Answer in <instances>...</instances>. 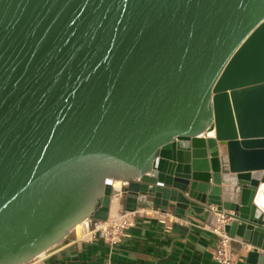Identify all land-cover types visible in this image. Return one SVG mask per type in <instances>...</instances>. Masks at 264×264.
<instances>
[{"label":"water","instance_id":"water-1","mask_svg":"<svg viewBox=\"0 0 264 264\" xmlns=\"http://www.w3.org/2000/svg\"><path fill=\"white\" fill-rule=\"evenodd\" d=\"M119 194L215 206L264 264V0H0V264Z\"/></svg>","mask_w":264,"mask_h":264},{"label":"crops","instance_id":"crops-1","mask_svg":"<svg viewBox=\"0 0 264 264\" xmlns=\"http://www.w3.org/2000/svg\"><path fill=\"white\" fill-rule=\"evenodd\" d=\"M142 208L146 207L140 205L137 209ZM146 213L147 216L137 217L135 226L115 245L102 238L89 241L71 236L61 247L50 249L33 264H218L213 259L217 237L199 227L202 219L189 213L188 219L193 224L188 225L155 217L150 210ZM174 223L186 230H174ZM231 244L237 252L238 264H249L247 254L253 247L239 237L233 238Z\"/></svg>","mask_w":264,"mask_h":264},{"label":"built area","instance_id":"built-area-1","mask_svg":"<svg viewBox=\"0 0 264 264\" xmlns=\"http://www.w3.org/2000/svg\"><path fill=\"white\" fill-rule=\"evenodd\" d=\"M121 194L117 196H112L111 201L114 197H120ZM147 210L154 212L155 217H163L170 218L171 221L176 222H184L185 224L192 225L193 222L190 219L179 218L174 213L163 212L160 208H142L136 209L135 211H126L120 205H118L116 211L108 214L106 221H96L94 219H89L84 223L83 227L80 230L79 236H76L72 230L69 232L68 238L71 236L74 239L81 240L87 239L89 241L102 238L109 245L117 244L120 239L125 235L126 231L130 228L134 227L136 224L137 217L147 216ZM217 207L211 206L209 210V214L216 217L214 225H211L205 220H199V227L214 234L217 237L218 244L213 252V259L218 262V264H238V256L235 249L232 247L233 238L225 231V226L230 223V219L226 218L223 214H219L217 212ZM98 233L102 234V237H98ZM67 238V239H68ZM38 259H34L27 264H33ZM111 264V263H105Z\"/></svg>","mask_w":264,"mask_h":264},{"label":"bare ground","instance_id":"bare-ground-1","mask_svg":"<svg viewBox=\"0 0 264 264\" xmlns=\"http://www.w3.org/2000/svg\"><path fill=\"white\" fill-rule=\"evenodd\" d=\"M206 125H207V127H208V129H209L208 132H209L210 134H213V131H212V119H207ZM210 129H211V131H210ZM223 151H225L224 148H223ZM121 183H122L121 181H116V182H115V186H116V187H119V186L121 185ZM118 205H119L118 197H114V198L112 199V201H111V212H112V214L116 211ZM84 223H85V222L80 223V224L76 225V226L72 229V232L75 233L76 236H79V234H80V230H81V228L83 227ZM58 247H59V246H58ZM60 247H61V246H60ZM49 251H50V250H49ZM47 252H48V251H45V252L41 253V254L37 257V259L40 260V259H41V258L47 253ZM47 254H48V253H47ZM45 256H46V255H45Z\"/></svg>","mask_w":264,"mask_h":264}]
</instances>
